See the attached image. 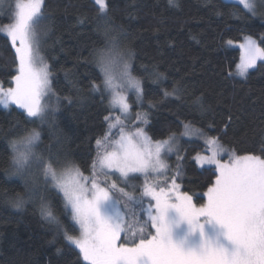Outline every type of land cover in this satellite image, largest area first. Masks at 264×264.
Wrapping results in <instances>:
<instances>
[{"label": "trees", "instance_id": "16d2710c", "mask_svg": "<svg viewBox=\"0 0 264 264\" xmlns=\"http://www.w3.org/2000/svg\"><path fill=\"white\" fill-rule=\"evenodd\" d=\"M106 3L113 35H117L120 49L133 53L132 74L141 79L144 89L141 103L129 95L132 122L127 128L144 127L153 140L168 139L172 134L179 137L183 159L177 183L181 191L193 196L194 203L204 204L215 168L198 165L194 157L206 152L205 143L182 136L183 125L192 121L238 155H260L264 146V61H258L244 78L229 73L234 74L240 60V51L233 45L244 36H252L264 47V19L259 15L238 19L232 13L242 6L235 0H176L174 5L168 0ZM43 9L48 27L41 52L54 73L53 88L72 102L62 99L59 111L44 124L29 121L16 106H0V264H77L78 260L86 264L63 231L40 215L43 198L55 207L70 234L80 233L63 211L61 197L51 183L45 185L40 177L38 190L26 194V176L6 174L12 155L8 142L23 135L21 129L41 131L42 144L37 151L54 145L61 161L57 167L74 163L85 176L91 174L90 166L97 157L96 140L108 131L104 119L110 111L108 93L102 96L88 87L91 81L102 78L95 63L96 50L105 46V20L98 15L99 6L95 0H43ZM9 20L8 12L0 11V25ZM14 51L9 39L0 33V85L4 88L12 84L11 77L16 74ZM174 85L179 88L177 95L165 97V90L171 91ZM196 97H202L201 103L209 109L206 114L201 115L199 105L194 104ZM145 112L147 126L136 119L137 113ZM229 117L231 123L225 128ZM17 121L20 128L9 134ZM43 154L47 157L46 151ZM166 160L174 172L177 156L169 155ZM31 175L39 176V169L33 166ZM109 179L123 187L117 175ZM129 183L142 185L143 177ZM17 193L25 194L21 209L13 207Z\"/></svg>", "mask_w": 264, "mask_h": 264}, {"label": "snow or ice", "instance_id": "6c2138e0", "mask_svg": "<svg viewBox=\"0 0 264 264\" xmlns=\"http://www.w3.org/2000/svg\"><path fill=\"white\" fill-rule=\"evenodd\" d=\"M175 2L168 0L170 5ZM6 3L10 23L0 26V33L9 39L18 63L16 74L11 77L15 86L5 89L0 85V106L9 109L16 105L26 119L44 124L59 111L62 99L69 103L72 100L61 97L53 88L54 73L41 54L42 37L48 27L43 0H0V11ZM95 3L100 8L98 15L105 20V46L95 52L102 78L99 82L91 81L88 87L102 96L107 92L111 99L109 114L104 117L108 131L96 140L97 157L90 166L91 174L85 176L79 165L69 162L58 168L61 161L53 151L54 145L37 151L42 139L36 128L21 129L23 135L9 140L12 155L6 174L26 176V194L38 190L40 177L45 185L51 183L61 197L63 211L79 226L80 234H70L55 207L43 198L40 215L63 231L64 238L78 249L77 255L86 264H264V146L260 155H236L223 147L219 137L207 136L192 121L185 123L181 135L203 139L209 153H198L194 157L196 162L201 167H215V179L204 194L207 202L194 203L193 196L181 191L177 183L183 158L177 156L174 172L165 159L169 153L179 151L175 147L177 136L153 140L144 127L125 132V121L131 115L125 90H134L136 100L141 101L144 89L141 79L132 74L133 53L120 49L118 37L113 35L115 29L110 26L106 0ZM235 3L242 6L232 13L238 19L258 15L264 19V12L260 11L264 9V0ZM240 48L243 54L235 74L247 76L258 60L264 61V47L247 36ZM155 74L163 77L162 73ZM178 92L174 85L171 91L165 90L164 96ZM201 101L202 97H196L194 104L204 115L209 109ZM149 104L155 107L151 101ZM117 108L120 115H113ZM136 119L145 126L149 124L146 112L137 113ZM230 123L231 117L225 128ZM17 128L19 121L10 127L9 134ZM112 129L117 130L118 138L113 136ZM225 154L227 161L222 159ZM33 166L39 169V176L31 175ZM117 173L123 187L109 179ZM141 176L142 185L129 183ZM24 195H15L14 208H23ZM77 264L81 262L78 260Z\"/></svg>", "mask_w": 264, "mask_h": 264}, {"label": "rangeland", "instance_id": "374dc122", "mask_svg": "<svg viewBox=\"0 0 264 264\" xmlns=\"http://www.w3.org/2000/svg\"><path fill=\"white\" fill-rule=\"evenodd\" d=\"M2 11H5V12H7V3L4 5V10H2ZM8 23H10V20L9 21H7L6 23H4V24H2V25H0V26H3V25H6V24H8ZM245 37H247V36H244L243 37V39L241 40V41H239V42H237V43H235L233 46H235V47H237L238 49H239V51H240V60H239V62H238V64L241 62V56H242V49L240 48V44H242V43H244L245 42ZM43 38L44 37H42V41H43ZM253 39H255V38H253ZM256 40V39H255ZM257 41V40H256ZM42 43V42H41ZM258 43V42H257ZM41 54L43 55V53L41 52ZM259 61V60H258ZM257 61V62H258ZM237 64V65H238ZM235 73H237V66H236V68H235V71H234V75L235 76H237V77H241V78H244L245 76H240V75H238V74H235ZM15 86V84H14V82H12V84L10 85V86H8V87H6L5 89H7V88H9V87H14ZM126 96H128V98H129V95L130 94H133L134 95V97H135V100H136V94H135V92H134V90H131V89H126L125 90V93H124ZM108 96H109V101H110V99H111V97H110V95L108 94ZM137 101V100H136ZM54 102V101H53ZM138 103H141L142 102V100L141 101H137ZM130 103V102H129ZM11 106H16V105H11ZM110 106V105H109ZM17 108H18V106H16ZM19 109V108H18ZM20 110H22V109H20ZM130 113H131V115H130V118L128 119V120H126L125 122L126 123H129V122H132V112H131V109H130ZM114 115H120V112H119V109L117 108L115 111H114ZM38 122H40L39 120H37ZM197 127V126H196ZM125 132L126 133H128V132H135V129H128V128H125ZM112 134H113V136L115 137V138H118L117 137V130L116 129H112ZM207 136H209V135H207ZM211 137V136H210ZM188 138V137H187ZM195 139H197V138H195ZM200 140H202L203 142H204V140L203 139H200ZM175 147H177L178 149H179V137H177V140H176V142H175ZM224 147V146H223ZM224 148H226V147H224ZM227 149V148H226ZM101 151H102V149H101ZM202 154H204V155H207V154H209L207 151L205 152V153H202ZM236 154V153H235ZM169 155H175V156H178L179 155V151L178 152H176V151H173L172 153H169L167 156H169ZM236 155H238V154H236ZM166 156V157H167ZM166 157H165V159H166ZM222 159L224 160V161H227L228 160V155H223L222 156ZM166 162H167V160H166ZM199 165V164H198ZM200 166V165H199ZM204 166H211V165H204ZM214 167V166H213ZM215 168V167H214ZM115 175H117V176H119V174L117 173V174H115ZM111 176V175H110ZM206 197V196H205ZM207 202V197H206V201H205V203ZM74 224H75V222L74 221H72ZM77 227H79L78 225H76ZM80 234V233H79ZM78 234V235H79ZM77 235V236H78ZM74 246V245H73ZM75 247V246H74Z\"/></svg>", "mask_w": 264, "mask_h": 264}]
</instances>
